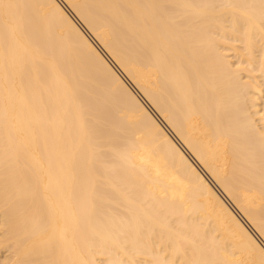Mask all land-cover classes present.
I'll list each match as a JSON object with an SVG mask.
<instances>
[{"label": "bare ground", "instance_id": "bare-ground-1", "mask_svg": "<svg viewBox=\"0 0 264 264\" xmlns=\"http://www.w3.org/2000/svg\"><path fill=\"white\" fill-rule=\"evenodd\" d=\"M0 264H264V0H0Z\"/></svg>", "mask_w": 264, "mask_h": 264}]
</instances>
